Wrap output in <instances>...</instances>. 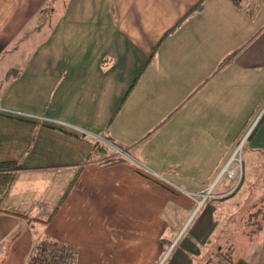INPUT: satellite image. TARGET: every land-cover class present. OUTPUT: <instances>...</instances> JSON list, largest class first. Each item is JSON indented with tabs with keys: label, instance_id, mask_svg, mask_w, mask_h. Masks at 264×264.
Wrapping results in <instances>:
<instances>
[{
	"label": "crops",
	"instance_id": "obj_1",
	"mask_svg": "<svg viewBox=\"0 0 264 264\" xmlns=\"http://www.w3.org/2000/svg\"><path fill=\"white\" fill-rule=\"evenodd\" d=\"M258 99L264 0H0V162L18 164L0 264L38 260L49 243L75 247L79 264H264V224L247 223L264 206V132L248 195L246 182H215L232 147L216 163L199 129ZM167 109H185L180 141L150 136ZM105 141L125 160L105 165ZM179 148L214 161L179 171Z\"/></svg>",
	"mask_w": 264,
	"mask_h": 264
},
{
	"label": "rangeland",
	"instance_id": "obj_2",
	"mask_svg": "<svg viewBox=\"0 0 264 264\" xmlns=\"http://www.w3.org/2000/svg\"><path fill=\"white\" fill-rule=\"evenodd\" d=\"M140 72V71H139ZM139 76V75H138ZM137 76V77H138ZM176 94H169L167 96V102H171L174 100ZM193 96V95H192ZM192 98L187 99V101H190ZM262 100V99H261ZM250 102V101H249ZM262 101H256L251 102L248 105L246 109H238L233 110V115H231V118L229 116H221L216 117V123L215 125H210L206 127H199V129L207 130L209 131L210 136H214L216 140V149L215 154L216 157L215 161L216 163L219 161V154H221L220 146L224 147V149L229 150V147H232L231 153L228 155V157L225 159V163L223 165V161L219 162V165L216 168L217 174L216 177V183L224 182L226 181L230 187L232 188V192L236 193L240 186L246 182L248 184V195L254 191V186L252 187V183H256V181L259 182V153L253 152V148L259 140V133L260 135L264 132V126L262 127L264 123V102ZM183 107V106H182ZM180 107V108H182ZM263 107V109H261ZM170 107H168L169 109ZM187 108V107H186ZM167 109V116L165 119L161 120V122L158 125H155L152 127L150 131V136L154 139H159L162 133H166L169 131V128L174 134L175 140L180 141L179 134H177L181 129L178 126V128L174 127V125L179 121L181 118H184L185 109H173L168 110ZM217 113L221 114L219 111ZM177 129L178 132L176 131ZM182 129H187L186 127ZM198 129V128H194ZM196 133V131H195ZM188 134V132H187ZM189 135V134H188ZM200 135L202 136V133L200 132ZM177 136V137H176ZM231 145V146H230ZM104 146L107 147L111 153L112 156L116 157H127L126 152L121 149L118 146H115L114 144L110 142H104ZM170 148H168L167 151H169ZM184 151V152H183ZM221 151V152H220ZM220 152V153H219ZM175 154L177 157H174V167L176 169H200V172H203L205 165L209 164L210 161H214V158H209L208 156L202 155V152H199L198 156L194 157H188L187 151L179 148V150H176ZM219 155V156H218ZM258 165V166H256ZM227 167L228 171L223 173V169ZM258 167V168H256ZM236 171V174L233 176L230 171ZM214 186L209 190H205L201 192L196 198L199 200H202L204 205L208 200L212 199L214 196ZM212 192L209 195L205 196L207 192ZM259 196V203H261L262 199L261 195H259V190H255ZM252 194L250 197L254 198ZM241 197V196H240ZM264 203V201H262ZM248 205H251L249 203ZM262 209L264 206H261ZM261 209V210H262ZM257 210H259V207H257ZM256 211V210H255ZM264 211V209L262 210ZM251 214V213H250ZM191 231V229L189 230ZM188 231V232H189ZM208 264V263H207Z\"/></svg>",
	"mask_w": 264,
	"mask_h": 264
},
{
	"label": "trees",
	"instance_id": "obj_3",
	"mask_svg": "<svg viewBox=\"0 0 264 264\" xmlns=\"http://www.w3.org/2000/svg\"><path fill=\"white\" fill-rule=\"evenodd\" d=\"M143 70L144 69H142V71L139 73V76L137 77L136 82L139 80L141 74L143 73ZM134 85L131 86L129 92L127 93V95L125 97V99L129 96V94L133 90ZM108 150L109 149L107 147H105L104 145H101L100 143L95 144V151L98 153L107 154ZM89 158H90V156H88V159ZM124 160H125V158H123V157L111 156V157L106 159L105 165L114 164V163L121 162ZM17 168H18V164L15 161L0 162V201H1L2 197L7 193L11 184L15 180ZM261 209H262V207H260L259 210H256V211H254L248 215V217H247L248 227H252V229H254L256 227V224H258L259 230L262 229L263 224H264V211H262V210L264 208L262 210ZM12 212L19 215V216H22L24 218H29L28 215L24 212H21V211H12ZM257 217H258V220H257ZM31 220L36 221L39 219L31 218ZM44 222H47V221H44Z\"/></svg>",
	"mask_w": 264,
	"mask_h": 264
},
{
	"label": "built area",
	"instance_id": "obj_4",
	"mask_svg": "<svg viewBox=\"0 0 264 264\" xmlns=\"http://www.w3.org/2000/svg\"><path fill=\"white\" fill-rule=\"evenodd\" d=\"M39 252L38 260L26 264H79V252L69 244L49 243Z\"/></svg>",
	"mask_w": 264,
	"mask_h": 264
},
{
	"label": "bare ground",
	"instance_id": "obj_5",
	"mask_svg": "<svg viewBox=\"0 0 264 264\" xmlns=\"http://www.w3.org/2000/svg\"><path fill=\"white\" fill-rule=\"evenodd\" d=\"M226 171H228L227 167L223 170V173H225ZM230 173L234 176L236 174V171L233 170V171H230ZM210 193V192H209ZM208 193V194H209ZM208 194H205V196H207Z\"/></svg>",
	"mask_w": 264,
	"mask_h": 264
}]
</instances>
